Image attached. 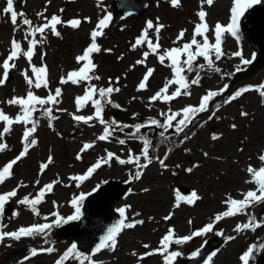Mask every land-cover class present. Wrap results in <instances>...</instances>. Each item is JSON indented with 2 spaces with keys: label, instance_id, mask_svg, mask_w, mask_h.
<instances>
[{
  "label": "rangeland",
  "instance_id": "rangeland-1",
  "mask_svg": "<svg viewBox=\"0 0 264 264\" xmlns=\"http://www.w3.org/2000/svg\"><path fill=\"white\" fill-rule=\"evenodd\" d=\"M114 1L51 0V3H48V0H14L15 10L25 13L33 25H40L44 22L43 17L37 15L40 12H44L49 18L52 15H60L64 22L78 18L82 23L79 29H72L66 26V23L58 25L57 30L61 33L60 37L51 34L49 30L46 33L47 39L36 49L33 64L38 67L42 63L47 64L49 85L48 88H33L32 91L38 96L46 97L49 89L53 93L57 87L62 89V95L59 98L61 102L52 106L53 114L58 119L50 122L47 118L40 116L39 112L35 114L39 117L38 128L34 134L37 143L30 147L28 154L14 165L13 176L0 185V194L16 189L21 183L27 186L19 187L17 196L10 198L6 203L5 207L8 205L11 207L8 214L4 213L0 217V223L5 225L3 228L5 232L46 223L44 217H48L47 220L51 219L48 223H53L56 219L53 217L54 213L64 218L75 214L72 200L80 194H90L98 185L112 180L133 181L131 191L121 200L116 201L113 207L116 210L127 207L125 223L138 220H143L144 223L136 224L131 229H123L117 236L115 250L102 249L94 255L92 260H96V264H130L132 259H135L134 264H139L137 262L140 260H144L145 263L150 261L151 263L148 264H165L163 256L162 259L153 258L150 255L143 259L140 257L142 253L153 252L155 245H160L164 234H167L170 228L175 230L176 236L191 235L192 232L211 223L216 214L226 210L224 201L228 196L242 199V193L255 190L256 185L247 182L252 179L247 173V168L249 165L255 169L264 167V161L259 159L260 155H264V101L257 91L252 90L230 103L226 102L239 89L244 87L255 89L260 86L253 82L238 83L234 86V91L225 93L222 100L213 99L209 104V111L198 115L194 124L185 130V132L195 130L194 135L181 140V147L178 149L169 151L167 147L157 148L156 146L160 144L162 130L159 128L142 129V133L152 141L154 146L152 150L155 151V155L151 154L152 150L150 155L155 159L140 179H133L138 170L136 165H121L115 158L109 164L102 165L83 182L70 179L73 176L85 175L99 158L106 156V150L115 153L121 159H128L130 152L133 155H140L143 148L141 140L129 138L128 134L134 131L133 128L124 129L123 132L117 129L114 136L110 138V142L98 140L97 137L103 133V125L92 121L91 125L94 126H90L73 120V115L88 116L95 111L91 103L79 112L76 110L75 99L84 95L86 84L60 83L62 76L81 66L77 64L76 57L83 54L89 46L90 33L97 21L103 15L112 13ZM5 6L6 0H0V64L9 55L13 38L21 42L25 50L28 47L27 41L23 38L26 26L21 23L22 18H18L17 26L14 27L9 17L3 14ZM231 6L232 0H214L212 6L204 5L203 10L208 13L206 21L209 25L207 35L210 42H214L212 29L215 24L219 22L227 25L230 22ZM60 9L64 11L60 12ZM200 10V0H181L179 8L172 7L170 0H163L159 3L151 0L150 6L142 16L131 15L123 18L119 15L104 30L105 35L97 41L101 46V52L92 56L93 62L97 65L92 74L99 75L101 79L93 80L91 83L98 88H107L109 79H111L112 86L121 89L119 93L114 92L111 95L113 103L119 104L120 108L107 105L104 111L106 120L115 119L121 124L128 125L146 123L149 118L163 122V118L159 115L160 112H167L169 107L172 111H180L188 105L198 106L201 97L208 91L222 89L234 76L237 67L243 69L248 66L241 65L239 57L234 56L233 53L241 51L246 59H252L253 53L257 52V46L245 40L237 41L228 34L226 41L222 44L224 56L215 61V67H218L220 72L208 70L209 74L200 76V83L198 86L191 87L190 96H181L170 104L159 101L149 103V98L156 93L155 91H159L166 80L173 77L171 69L161 65L157 57L151 54L146 63L147 67L155 71L149 78L147 89L137 91L138 84L146 73V67L143 64L137 65L135 62L142 59L143 52L148 49L142 46L133 51L132 44L146 28L147 22L151 20L154 24V28L149 30L153 43L156 41L157 22L164 25L159 41L161 45L159 51L163 53L166 49L179 47L184 42L190 41L194 26L199 22L196 13ZM86 17L91 19V23L85 20ZM184 29L187 31L183 40L178 44L174 43L179 32ZM37 39H40L39 35ZM197 39L201 38L197 37ZM105 49H111V52ZM41 53H46L43 61ZM124 61L130 62V68L127 69L128 71L121 72L119 67ZM14 63L16 68L10 70L12 78L0 86V108L11 118H15L20 113V108L9 105L7 101L12 97L26 96L29 87L22 73L27 69L29 76L32 75L27 60L23 56ZM201 63H205L202 57ZM2 74L3 69L0 68V78ZM140 74L139 80H133L138 79ZM194 77L195 75L189 74L188 79L191 80ZM117 78H119L118 84L116 83ZM175 87V85L170 87L169 94ZM56 109H61V111ZM241 112H247L248 115L241 116ZM233 124L236 125L235 128L232 127ZM3 127L4 124L0 122V131ZM151 129L154 130V134ZM24 130L23 124H14L10 133L0 140L7 144V148L0 152V168L22 152ZM214 135L218 139L214 140L212 138ZM119 139H125L126 144H119ZM85 143H93L94 148L81 154ZM78 154H81L80 159H77ZM165 155H167L166 168L161 167L156 159V157L164 159ZM49 156L52 157V163L41 174V165L47 162ZM141 163H145L143 158ZM188 168H192L190 173L186 171ZM37 180H39V185L36 184ZM57 180L59 182L54 184L52 191L46 193L43 201L37 206L39 216L34 215L25 205L18 203L25 196L34 197L44 185ZM153 182L156 183L153 190L143 194L139 192L144 185ZM77 183L79 187L76 186ZM178 185L187 187L191 192L195 191L201 199L194 204H188L177 193ZM177 204L179 207H176ZM137 210H141L139 215H136ZM249 212L261 220L264 218V203L254 206L249 209ZM13 213H18V215H13ZM170 213L173 220L169 222L164 217ZM248 219L245 215L225 218L216 223L213 232L206 236L196 237L195 240L183 245L172 244L169 251L181 250V256L176 259L175 264L191 256L209 238H215L214 244L219 246V252L211 264H242L239 257L243 251L258 234L264 232V227L258 228L255 232L237 233L234 231L238 224L247 223ZM56 228L53 227L46 237H25L19 241L6 238L3 243H0V264H21L22 261L23 264H57V261L71 247L72 242L57 238ZM217 231H222L223 235H215ZM227 236H233L235 239L226 242ZM144 245L149 247L145 248ZM48 247L54 248L55 251L51 254L38 252L35 257H31L32 248L39 250ZM25 257L30 258L25 260ZM104 259L106 262H103ZM108 259L112 260L107 262ZM65 264H80V261L69 258ZM84 264H88V261Z\"/></svg>",
  "mask_w": 264,
  "mask_h": 264
},
{
  "label": "snow or ice",
  "instance_id": "snow-or-ice-1",
  "mask_svg": "<svg viewBox=\"0 0 264 264\" xmlns=\"http://www.w3.org/2000/svg\"><path fill=\"white\" fill-rule=\"evenodd\" d=\"M170 2L172 7H180L181 0H170ZM262 2H264V0H232V6L230 8V22L227 25L221 24L219 22L216 23L214 28L212 29L214 33V42H210L209 36L207 35V33L209 32V25L206 21L208 13L203 10V8L204 5L212 6L214 0H200L201 10L196 13L199 22L194 26L190 41L184 42L179 47L166 49L163 53L159 51L161 48L159 41L160 32L164 28V25L157 22V25L155 26L156 41L155 43H153V40L149 36V30L154 28V24L151 20H149L146 24V28L132 44L133 51L142 46H146L148 49L147 51L143 52V58L135 62V64L137 65L143 64L146 67V73L144 74L141 82L138 84L137 91L147 89L149 78L152 77L155 71L153 68L147 67L146 63L149 55L151 54L157 57L161 65L171 69L173 77L171 79H167L163 87L149 98V103L153 104L159 101L164 104H170L172 101L181 96H190L191 87L193 85L198 86L200 83L201 71L210 70L220 72V69L218 67H215V61L220 60L224 56V52L222 51V42L224 35L229 34L237 41H239L241 39L240 24L242 17H244L245 13L249 9L261 4ZM48 3H51V0H48ZM46 10L47 9L45 8V11ZM63 11L64 9H60V12ZM3 14L9 17L10 22L14 27L17 26L18 18H22L21 23L26 26L23 38L27 41L28 47L27 50H25L22 47L21 42L17 41L15 38L11 40L9 55L2 62V64H0V68L3 69L2 78H0V86H3L8 81L10 70L16 68V64L14 63V61L18 60L21 56H23L27 60L32 75L29 76L27 69H25V71L22 73L29 87L26 96L12 97L7 101L9 105L18 106L20 108V113L17 114L15 118H11L9 115L5 114L2 108H0V122L4 124L2 131H0V140H2L4 135L10 133L14 124H23L25 126L22 141L24 145L23 150L19 154V156L8 162L3 168H0V185H3L6 180L10 179L13 176L12 170L14 165H16L18 161H20L28 154L30 147L35 146L37 143L34 134L37 131L39 117H37L35 114L39 112L40 116L47 118L50 122L58 119V117L53 114L52 106L58 105L61 102L59 98L62 95V89L57 87L54 93L51 89H49L48 95L46 97L38 96L32 91L33 88H48L49 85L47 64L42 63L39 67L33 64V57L36 55L37 47L47 39L46 33L49 30L51 34L55 35L56 37L61 36L60 31L57 30L58 25L66 23V26H70L72 29H79L82 23V21L78 18H74L67 22H64L60 15H52L49 18L45 15L44 12H40L37 15L43 17L44 22L40 25H33V22L26 17L25 13L17 12L15 10L14 0H6V6L3 8ZM85 20L91 23L90 18L86 17ZM111 20L112 15L109 13L103 15L97 21L94 29L90 33L89 46L84 50L83 54L76 57L77 64L81 66L77 70L69 71L65 76H62L60 78V83H71L73 85H79L81 83L86 84L84 95L78 96L75 99L76 110L77 112H79L83 110L89 103H91L95 111L92 115L88 116L73 115V120L78 123L83 122L84 124L90 126H94L91 125L92 121H96L100 125H103L104 130L103 133L97 137L98 140L110 142V138L114 136V133L117 129L123 132L124 129L133 128L134 131L129 133L128 136L130 139L141 140L143 143V148L140 155H133L130 152L128 159H121L115 153L106 150V156L99 158L97 162L87 170V173L85 175L70 177V179L77 182H83L84 180L88 179L102 165L109 164L110 161L113 160V158H115V160L118 161V163L121 165H136L138 170L135 172L133 179H140L143 175L142 170L146 169L153 162V157L150 155V151L154 147L152 141L142 133V129L159 128L162 130L160 136L163 138V141H170L171 137L166 135V133H168L170 129L174 130V133L176 135L185 133V130L188 129L190 125L194 124L199 114L209 111L210 102L214 98L221 96L227 90V85H225L224 88L220 89L219 91H208L201 97L198 106L188 105L180 111H172L171 107H169L167 112L162 111L159 113V115L163 118V122H161V120L159 119L149 118L146 123L128 125L121 124L115 119H112L111 121L106 120L104 117V111L107 105H112L115 108H120L119 104L113 103V101L111 100V95L114 92L119 93L121 89L119 87H113L111 79H109V86L107 88H98L96 85L91 83L93 80L98 81L101 79L99 75L92 74L97 67V65L93 62L92 56L93 54H98L101 52V46L97 41L98 38L105 35L104 30L109 27ZM186 31V29L181 30L174 43H180V41L183 40ZM38 35L40 36L39 40L37 39ZM197 37H200L201 39L198 40ZM105 51L111 52V49H105ZM45 55L46 53H41L42 61ZM233 55L239 57L241 65L243 66L250 65L256 58L255 53H253L252 59H246L241 51H237L233 53ZM201 57L203 58L205 63L197 64V59ZM166 61H168V63H165ZM134 66L135 65H133V67ZM241 70V67H237V71ZM191 73H195L196 75L194 78L189 80L188 75L186 74ZM116 83H119V78L116 79ZM173 85H175L176 87L171 92V94H169V89ZM252 90L257 91L261 96L262 101H264V85H260L255 89L250 87L239 89L233 95H231L230 100L226 102L230 103L231 101L236 100L242 94ZM133 99H135V97ZM56 110L61 111V109ZM247 115V112H241V116ZM29 125L31 126L29 127ZM49 126H52L51 123L49 124ZM232 127L235 128L236 125L233 124ZM212 138L214 140L218 139V137L215 135ZM118 143L121 145H125L126 140L119 139ZM6 148L7 144L0 142V152H3ZM92 148H94L93 143H85L83 145V148L81 149V154L84 151ZM169 151H171V149H169ZM81 154L77 155V159L81 158ZM205 155L207 154L205 153ZM142 158L145 163H141ZM156 159L159 161L161 167H167V165L165 164L167 155H165L164 159H160L159 157H156ZM259 159L261 161H264V155H260ZM51 163L52 157L49 156L47 162L41 165V174H43V171L47 169L49 164ZM186 171L190 173L192 171V168H188L186 169ZM247 173L252 177V179L247 182L254 183L256 185L255 190H248L242 193V199H235L231 196H228L224 201L226 210L222 213L216 214L211 223H208L201 229L192 232L191 235L179 237L175 235V230L170 228L167 234L163 236L160 242V247L153 252L146 253V255H153L158 253L163 256L165 264H175L176 259L181 256V252L169 251L172 244L183 245L192 241L195 237L206 236L208 233L213 232L216 223L225 218L235 217L237 215H245L249 218L247 223L238 224L235 227L234 231H236L237 233L244 231L255 232L258 228L264 227V218L258 220L255 215L249 212V209L253 208L256 205L264 203V167L255 169L251 165H249L247 168ZM58 182L59 181L57 180L44 185L42 188H40V190L34 197L30 198L29 196H25L23 199L19 200L18 203L21 205H25L34 215L39 216L40 213L37 206L43 201L46 193H50L53 189L54 184ZM36 184L39 185V180L36 181ZM26 186L27 185L21 183L17 186L16 189L0 194V217L3 216L5 205L10 200V198H14L17 196L19 187ZM76 186L79 187V183H77ZM145 191H147V189H145ZM181 199H186V202L191 205L194 204L197 200L201 199V197H199L197 193L193 191L190 197H181ZM84 200V194H80L78 197L74 198L72 200V207L75 209V214L65 219L58 213H54L56 219L53 223H42L34 224L28 227H20L17 231L13 232L3 231L5 225L0 223V243H3L6 238L19 241L21 238L25 237H46L49 231L54 226L58 227L62 223H67L69 220L75 221L81 219V205ZM176 207H179V204H177ZM118 211L122 219L117 224L107 229V234L101 239L100 244L96 248V252H99L101 249L105 248L114 251L117 243V236L123 229H131L134 228L136 224L144 223L143 220L125 223V221L127 220V217L125 215L126 208L122 207ZM13 215H18V213H13ZM136 215H139V213H137ZM171 218V213L168 216L164 217L165 220H170ZM44 219L47 220L48 217H44ZM215 235L222 236L223 232L217 231ZM233 239H235V237L233 236H227L225 238L226 242ZM144 247L147 248L149 246L144 245ZM261 250H264V244H260L258 246L257 244L253 243L247 248L246 251L243 252L239 259L242 264H250V261L255 259L254 253ZM54 251L55 249L52 247L39 250L36 248H32L30 250V255L31 257H35L38 252L51 254ZM199 254V252H194L192 255L198 256ZM133 255H135V253H133ZM213 255H215V253H213ZM29 258L30 257H25V260ZM69 258H75L79 260L80 264H84L85 261H88V264H96V262L93 261L90 256L80 253L77 249L76 244L71 245V247L63 254L61 259L57 261V264H65V261H67ZM140 258L143 259L144 257ZM209 261H211V257H209ZM21 264H23V261L21 262Z\"/></svg>",
  "mask_w": 264,
  "mask_h": 264
},
{
  "label": "water",
  "instance_id": "water-1",
  "mask_svg": "<svg viewBox=\"0 0 264 264\" xmlns=\"http://www.w3.org/2000/svg\"><path fill=\"white\" fill-rule=\"evenodd\" d=\"M149 3L150 0H116L113 4L115 8L113 18L118 13H122L124 17L131 14L142 15ZM126 5H129L130 8ZM241 30L250 43L258 46L259 52L251 67L239 75L240 78H243L252 74L250 78L236 81L235 85L242 82H253L262 85L264 83V3L256 5L246 12L241 19ZM236 72L237 70L230 81L236 77ZM127 189V187L120 186L115 182L99 187L86 199L82 222L74 227L75 232H70L69 229L72 225H68L63 227L62 232H59L58 235L75 240L78 249H81L87 256L92 255L96 252L101 239L107 234V229L120 221L119 216L113 212L112 205L126 193ZM210 244L211 241L199 251V255L204 254L203 264H209V257L212 258L213 253L217 251V247L212 248ZM255 264H264V251Z\"/></svg>",
  "mask_w": 264,
  "mask_h": 264
},
{
  "label": "bare ground",
  "instance_id": "bare-ground-1",
  "mask_svg": "<svg viewBox=\"0 0 264 264\" xmlns=\"http://www.w3.org/2000/svg\"><path fill=\"white\" fill-rule=\"evenodd\" d=\"M120 70H121V72H123V71H125V70H127V69H129L130 68V62H126V61H124L123 63H121V65H120ZM128 71V70H127ZM132 76V75H131ZM139 78L138 79H133V80H139L140 78H141V74L138 76ZM132 80V79H131ZM135 93V92H134ZM69 171V170H68ZM68 173V172H67ZM156 187V183L155 182H153V183H150V184H146V185H144L143 187H142V189L139 191L140 193H148L149 192V190H153L154 188ZM145 189H147V191H145ZM209 207H211V205L209 206ZM124 208H127V207H124ZM210 210V209H209ZM150 219V218H149ZM148 219V220H149ZM158 223V222H157ZM180 226H182V224L180 223ZM156 227V226H155ZM136 239V238H135ZM153 239V238H152ZM149 242H150V238H149ZM151 242H153V241H151ZM157 242V241H156ZM142 243V242H141ZM147 243V242H146ZM143 244V243H142ZM145 244V243H144ZM155 245V244H154ZM156 246V245H155ZM149 253V252H148ZM147 255H146V252L145 253H142V257H146ZM103 258V257H102ZM112 259H108L107 260V262H109V261H111ZM130 260V259H129ZM93 261H95V262H97L96 260H94L93 259ZM103 262H106V260L104 259L103 260ZM115 262V261H114ZM134 262H135V259L133 260H131L130 261V264H134ZM147 263H145V261L144 260H140V261H138L137 263H139V264H148L149 262L148 261H146ZM127 263V262H126ZM151 263V262H150Z\"/></svg>",
  "mask_w": 264,
  "mask_h": 264
},
{
  "label": "trees",
  "instance_id": "trees-1",
  "mask_svg": "<svg viewBox=\"0 0 264 264\" xmlns=\"http://www.w3.org/2000/svg\"><path fill=\"white\" fill-rule=\"evenodd\" d=\"M203 72V71H201ZM259 243H264V236L259 240Z\"/></svg>",
  "mask_w": 264,
  "mask_h": 264
}]
</instances>
